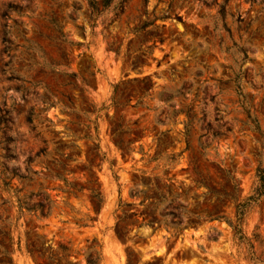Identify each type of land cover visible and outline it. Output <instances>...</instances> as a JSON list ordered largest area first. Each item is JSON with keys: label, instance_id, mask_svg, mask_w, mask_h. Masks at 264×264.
Instances as JSON below:
<instances>
[{"label": "rangeland", "instance_id": "obj_1", "mask_svg": "<svg viewBox=\"0 0 264 264\" xmlns=\"http://www.w3.org/2000/svg\"><path fill=\"white\" fill-rule=\"evenodd\" d=\"M28 231L47 262L264 264V0H0V264Z\"/></svg>", "mask_w": 264, "mask_h": 264}, {"label": "trees", "instance_id": "obj_2", "mask_svg": "<svg viewBox=\"0 0 264 264\" xmlns=\"http://www.w3.org/2000/svg\"><path fill=\"white\" fill-rule=\"evenodd\" d=\"M91 191L94 193L95 190L91 188ZM258 195H261V193ZM19 204L21 209L38 213L39 217H46L50 213L49 208H46V202L43 200L31 204V202L27 200V197H24L23 199H19ZM240 206L241 205L237 207L238 214H240ZM31 236H33L31 231H28L26 233V248L28 253L33 257L36 264H81L80 261L73 263L69 260L71 252L69 251L68 246L63 243L58 244V251L52 258H50L51 260L49 262L45 261V249L43 243L39 242L35 238H32ZM96 246V239H94L93 244H91L85 251V264H100L101 252L100 250H97ZM5 254H9V252H5ZM9 261L11 264H13L12 258H10Z\"/></svg>", "mask_w": 264, "mask_h": 264}]
</instances>
